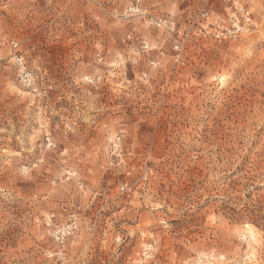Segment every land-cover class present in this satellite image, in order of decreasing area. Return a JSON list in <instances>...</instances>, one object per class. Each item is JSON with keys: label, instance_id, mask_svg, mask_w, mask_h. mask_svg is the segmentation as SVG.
Returning <instances> with one entry per match:
<instances>
[{"label": "rangeland", "instance_id": "obj_1", "mask_svg": "<svg viewBox=\"0 0 264 264\" xmlns=\"http://www.w3.org/2000/svg\"><path fill=\"white\" fill-rule=\"evenodd\" d=\"M0 264H264V0H0Z\"/></svg>", "mask_w": 264, "mask_h": 264}, {"label": "built area", "instance_id": "obj_2", "mask_svg": "<svg viewBox=\"0 0 264 264\" xmlns=\"http://www.w3.org/2000/svg\"><path fill=\"white\" fill-rule=\"evenodd\" d=\"M18 64L21 67L23 74L27 77V79L31 80V76L26 74L24 68L23 59H18ZM123 135L117 134L108 139L107 144V157H108V165L111 168H116L120 166L124 162L125 153L123 149ZM128 185H123L121 187V191L123 193L128 191Z\"/></svg>", "mask_w": 264, "mask_h": 264}]
</instances>
